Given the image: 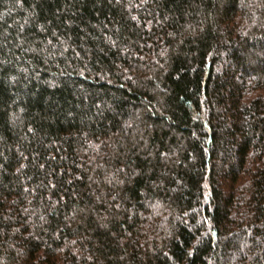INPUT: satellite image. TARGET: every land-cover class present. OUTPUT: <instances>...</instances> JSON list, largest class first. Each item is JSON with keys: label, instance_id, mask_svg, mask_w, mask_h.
I'll return each instance as SVG.
<instances>
[{"label": "trees", "instance_id": "trees-1", "mask_svg": "<svg viewBox=\"0 0 264 264\" xmlns=\"http://www.w3.org/2000/svg\"><path fill=\"white\" fill-rule=\"evenodd\" d=\"M0 264H264V0H0Z\"/></svg>", "mask_w": 264, "mask_h": 264}]
</instances>
